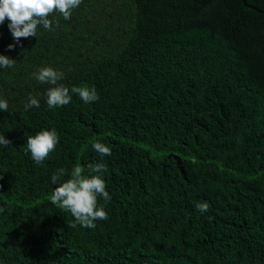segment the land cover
<instances>
[{
  "label": "trees",
  "instance_id": "1",
  "mask_svg": "<svg viewBox=\"0 0 264 264\" xmlns=\"http://www.w3.org/2000/svg\"><path fill=\"white\" fill-rule=\"evenodd\" d=\"M248 5L264 10V0H82L19 44L0 25V55L16 60L0 68V135L12 141L0 145V264H264V13ZM41 67L64 73L68 105L47 106L52 85L32 76ZM72 87L99 99L85 104ZM29 95L40 106L25 111ZM53 129L59 142L37 165L27 138ZM96 163L108 219L73 228L49 197L74 166L89 176Z\"/></svg>",
  "mask_w": 264,
  "mask_h": 264
},
{
  "label": "clouds",
  "instance_id": "2",
  "mask_svg": "<svg viewBox=\"0 0 264 264\" xmlns=\"http://www.w3.org/2000/svg\"><path fill=\"white\" fill-rule=\"evenodd\" d=\"M82 0H0V25L7 20L9 31L17 44L21 39H28L37 36V28L42 25L44 29L52 31L53 21L48 17L54 12H59L65 20L72 16V10L80 6ZM57 26L59 21H56ZM15 44L8 46L9 50H14ZM16 60L5 55H0V68H13ZM32 76L41 84L52 85L46 92V102L50 109L63 107L71 102L69 88L59 81L64 79V73L52 67H41ZM71 92L77 94L85 103H92L99 99L95 88L72 87ZM39 100L29 95L28 102L25 104V111L33 107H39ZM9 108L6 100L0 99V111L7 112ZM59 137L55 129L43 130L27 138L26 148L31 153L32 160L41 165L49 158L50 153L55 151ZM12 141L0 135V145L8 147ZM93 149L101 156H111L109 147L103 143H93ZM66 169H57L52 175L53 184H57L61 177L66 174ZM85 169L79 164L74 166L70 178L59 183L51 196L50 202L59 209L70 212L75 222L70 226L75 228L77 225L87 229H94L96 221L107 220L108 214L102 206H98V198L102 197L105 202L111 199L106 191V183L101 175L107 171L103 163L89 164V176L83 175ZM196 208L201 213L209 210L207 202L197 203ZM4 211L0 207V212Z\"/></svg>",
  "mask_w": 264,
  "mask_h": 264
},
{
  "label": "water",
  "instance_id": "3",
  "mask_svg": "<svg viewBox=\"0 0 264 264\" xmlns=\"http://www.w3.org/2000/svg\"><path fill=\"white\" fill-rule=\"evenodd\" d=\"M244 1H245V0H244ZM248 7L251 8L252 10L257 11V12L264 13V10L262 11V10L258 9L257 7H255V6L248 5ZM175 159H176V161H177L178 167L180 168L182 174H184V173H183V169H182V161H181V159H180L179 157H177V156H175Z\"/></svg>",
  "mask_w": 264,
  "mask_h": 264
}]
</instances>
